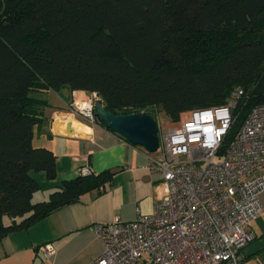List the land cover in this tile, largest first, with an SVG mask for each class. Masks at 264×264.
<instances>
[{
  "label": "trees",
  "instance_id": "obj_1",
  "mask_svg": "<svg viewBox=\"0 0 264 264\" xmlns=\"http://www.w3.org/2000/svg\"><path fill=\"white\" fill-rule=\"evenodd\" d=\"M235 88L224 144L264 103V0H0V239L111 177L79 172L33 201L31 172L56 175L55 153L32 144L49 91L95 92L114 114L175 123L225 105Z\"/></svg>",
  "mask_w": 264,
  "mask_h": 264
},
{
  "label": "built area",
  "instance_id": "obj_2",
  "mask_svg": "<svg viewBox=\"0 0 264 264\" xmlns=\"http://www.w3.org/2000/svg\"><path fill=\"white\" fill-rule=\"evenodd\" d=\"M242 94L235 88L225 105L192 111L179 126L161 130L157 149H145L151 170L160 173L153 212L95 224L102 251L87 264L240 263L264 190V103L251 107L224 144ZM85 101L79 107L73 98L67 112L94 123L100 100L93 92ZM79 172L93 171L85 163ZM41 250L46 257L53 252L50 245Z\"/></svg>",
  "mask_w": 264,
  "mask_h": 264
},
{
  "label": "crops",
  "instance_id": "obj_3",
  "mask_svg": "<svg viewBox=\"0 0 264 264\" xmlns=\"http://www.w3.org/2000/svg\"><path fill=\"white\" fill-rule=\"evenodd\" d=\"M89 95L83 90H74L70 98L64 100L54 91L48 92L51 105L46 111L48 122L37 129L39 137L35 144L33 134L32 144L48 147L55 153L56 175L50 179L43 170L34 171L40 191L34 192L33 200L46 199L63 179L79 175V167L85 163L94 173L110 171V179L27 228L2 237L0 264H87L102 251L95 224L111 222L115 217L130 221L139 214L153 212L160 173L151 170L143 147L98 123H82L75 116L55 123L58 113L71 116L67 111L73 98L86 100ZM67 121L76 128L75 133L66 135ZM259 198L262 211L251 222L253 239L240 250L241 261L264 253V190ZM43 245L53 249L47 257L41 250Z\"/></svg>",
  "mask_w": 264,
  "mask_h": 264
},
{
  "label": "water",
  "instance_id": "obj_4",
  "mask_svg": "<svg viewBox=\"0 0 264 264\" xmlns=\"http://www.w3.org/2000/svg\"><path fill=\"white\" fill-rule=\"evenodd\" d=\"M95 115L104 121L107 127L125 138L128 142L143 147L149 152L159 144L156 120L147 113L114 114L105 109L100 101L94 104ZM71 122L66 124V135L75 133Z\"/></svg>",
  "mask_w": 264,
  "mask_h": 264
},
{
  "label": "rangeland",
  "instance_id": "obj_5",
  "mask_svg": "<svg viewBox=\"0 0 264 264\" xmlns=\"http://www.w3.org/2000/svg\"><path fill=\"white\" fill-rule=\"evenodd\" d=\"M76 98L81 99V97H78V96ZM189 115L190 114L187 113V114H185V116L183 118H185ZM63 116H65V115L58 113V115H56V117H55V123L60 122L61 120L65 119V118H66V120L73 118L72 116H69V115L68 116L66 115V117H63ZM80 117L85 120V118H83L82 116H80ZM82 123H83V121H82ZM156 123H157V127H158L157 134L161 138V130L162 129L167 128V127H177L180 125L181 120L178 122H175V123H171L164 114H159L158 116H156ZM36 131H37V129L34 131V136H33L34 144H35V141L37 140V138L39 137V136L37 137ZM31 174L34 176L35 172L32 171ZM38 191H40V190H38ZM33 201H37V200L34 198ZM6 219L7 218H5L4 220H6ZM239 264H264V253L258 255L257 257H253L252 259L242 260V261H240Z\"/></svg>",
  "mask_w": 264,
  "mask_h": 264
},
{
  "label": "bare ground",
  "instance_id": "obj_6",
  "mask_svg": "<svg viewBox=\"0 0 264 264\" xmlns=\"http://www.w3.org/2000/svg\"><path fill=\"white\" fill-rule=\"evenodd\" d=\"M75 101L79 105V107H87V102L85 100H81L80 98H76Z\"/></svg>",
  "mask_w": 264,
  "mask_h": 264
}]
</instances>
